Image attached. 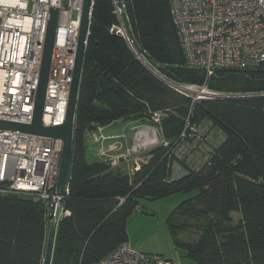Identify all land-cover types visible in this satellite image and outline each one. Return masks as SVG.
Wrapping results in <instances>:
<instances>
[{
  "label": "trees",
  "instance_id": "1",
  "mask_svg": "<svg viewBox=\"0 0 264 264\" xmlns=\"http://www.w3.org/2000/svg\"><path fill=\"white\" fill-rule=\"evenodd\" d=\"M124 4L127 34L143 59L169 80L202 84L203 70L183 65L167 1L124 0ZM118 25L112 0H94L74 119L68 191L62 198L69 214L57 222L51 264L99 259L127 241L126 220L140 199L180 192L190 195L166 221L177 248H183L197 264H264V95L260 94L264 93V60L255 67L217 68L207 78V88L244 97L203 98L191 104L190 97L144 66L124 36L111 31ZM156 110L166 111L161 128L168 140L179 135L191 110L194 123L206 121L219 128L224 141L207 164L173 181L166 180L163 146L151 149L134 179L102 159L88 160L86 129L118 118L147 117ZM46 214L41 200L23 194L0 195V264H42ZM184 232H193L197 238L183 241L180 234Z\"/></svg>",
  "mask_w": 264,
  "mask_h": 264
},
{
  "label": "built area",
  "instance_id": "2",
  "mask_svg": "<svg viewBox=\"0 0 264 264\" xmlns=\"http://www.w3.org/2000/svg\"><path fill=\"white\" fill-rule=\"evenodd\" d=\"M114 12L122 13L123 0H112ZM186 68H199L205 73L200 85L187 82L176 84L174 89L198 101L200 95L214 98L216 93L207 88V78L216 68L255 67L264 60V0H166ZM83 0H0V121L29 124L34 109V93L38 84L39 67L44 46L48 15L51 8L58 9L54 44L46 85L42 125L54 126L64 121L69 85L79 35ZM121 31L120 28L116 30ZM122 33V32H121ZM131 42V41H129ZM204 91L199 95L191 92ZM217 98V97H216ZM162 112H151L148 125H137L136 144L152 148L161 143L169 160L167 181L178 179L199 170L209 162L216 146L224 141L222 131L206 121L195 123V137L215 134V142L200 151L183 148L185 133L173 143L157 133ZM186 127L190 124L189 117ZM120 120H113L112 124ZM118 122V123H119ZM199 127V130L196 128ZM201 127V129H200ZM101 127L91 133L92 140L104 152L118 136H104ZM194 137V139H195ZM142 138L146 142H140ZM193 139V141H194ZM104 142L106 148L104 149ZM198 143V142H197ZM168 146V147H167ZM62 141L49 136L23 133L0 128V195L23 194L41 200L48 209L56 203V221L66 213L62 207L63 193L55 191ZM132 150L134 148H131ZM131 149L114 158L127 157ZM139 167V166H138ZM135 173L129 175L133 177ZM133 179V178H131ZM68 188H65V193ZM79 264H171L160 254L138 251L123 241L101 258Z\"/></svg>",
  "mask_w": 264,
  "mask_h": 264
},
{
  "label": "rangeland",
  "instance_id": "3",
  "mask_svg": "<svg viewBox=\"0 0 264 264\" xmlns=\"http://www.w3.org/2000/svg\"><path fill=\"white\" fill-rule=\"evenodd\" d=\"M112 3H113V1H112ZM123 3H124V0H123ZM91 5H92V9H93L94 0H91ZM124 7H125V4H124ZM82 8H83V4H82ZM117 17L119 20V25L114 27V28H111V31H115V33L124 36L126 38V40L128 41L129 45L132 47V50L134 51V53L136 54L138 59L139 58L143 59V57L134 48L132 43L129 42L131 40L127 34V31H126V28H125V25L123 22V18H122V13L120 15H117ZM90 22H91V20H90ZM79 28H80V26H79ZM118 28H120L121 31L117 32L116 30ZM177 42H178V40H177ZM183 61H184V58H183ZM174 66L176 68L178 67L177 64H175ZM220 68H225V67H220ZM227 68H229V67H227ZM192 69H199V68H192ZM176 76H177V73H176ZM71 79H72V75H71ZM165 83H167L171 88L174 89V87H176V84L184 83V82H175V81L169 80L168 82H165ZM187 83L192 84L190 82H187ZM193 84H195V83H193ZM198 85H200V84H198ZM208 90L213 91L209 88H208ZM197 91H198V89H197ZM214 92L216 93V96L214 98H216V97L222 98L223 95H225V96L227 95V96L234 97V98L235 97L241 98V97L245 96L244 94H240V93H222V92H217V91H214ZM191 93L194 96L200 94L197 92H191ZM260 94H262V93H260ZM185 96H187V95H185ZM200 96L202 99L206 98V97H203V96H205L203 94ZM247 96H250V95H247ZM187 97H189V96H187ZM223 98H226V97H223ZM190 99H191V104H194L196 102V101L193 102L191 97H190ZM209 99H211V98H209ZM156 111L162 112V117H161L160 124H159V131L157 133L158 140L161 141L162 138H164L165 140L169 141V143H173L182 133H185V136L183 139H184V142H186V143L183 144V148L192 147V145H194V149L197 151H200V149L202 147L205 148L208 143L215 142L216 138H215L214 133H209L208 135L204 136V133L200 132L195 137L196 134H194V132H192L194 130V127L190 128V126L195 124L191 119V116H192L191 110L184 117V119L189 117L190 124L186 127L185 120H184L182 129H181L179 135L173 141L166 139L162 134V128H161V122H162V119L166 116V111H162V110H156ZM153 112H155V111H153ZM150 113L148 114L147 117H140L138 119H123V121H121V122L117 121V123H114V124H112V122H110L109 124L107 123L104 126L95 123L94 124L95 128L88 129L89 131H93V130L96 131L97 127H101V129H102L101 134L102 135H104V136H118V137L116 138L115 142L113 144H111V146H109L105 151H103L105 153L104 154L105 156H102L101 155L102 153L100 152L101 145L92 140L91 133L86 135V131H85V139H86L87 143L94 145L96 148L95 149L96 152H95L94 157L96 159H102V160L108 162L112 168H118L119 170L124 171L126 173V175H128V176L135 173L133 175V177L129 176L130 179L131 178L134 179L137 171H139L140 168L142 167V165L145 164L149 160V158H150L149 152L151 151V149L158 147V146H163L161 143H157L152 148H140L139 149V147L136 144L135 132H134V130H132V128H134V129L137 128L138 127L137 125H148L149 121L147 119H148ZM115 120H117V119H115ZM118 120H120V118H118ZM196 128L199 130V127H196ZM200 129H201V127H200ZM194 137H195V139H194ZM193 139H194V141H193ZM140 142H146V139L142 138ZM187 143H192V145L187 144ZM105 148H106V144L104 142V149ZM131 148H134V149L132 150ZM126 149H131V151H133V152H131L127 157H125V156L118 157V162L115 164V166H112L110 163H112V160L114 158L109 157V155H113V156L120 155L123 152H125ZM164 152H166L165 148H164ZM163 157L166 160L165 163L167 166L170 161L167 160V156L164 155V153H163ZM87 158L89 161L95 159L92 156H90L89 153L87 155ZM167 172H168V167H167ZM166 177H167V175H166ZM180 178H182V177H180ZM180 178H178V179H180ZM138 183H140V182H138ZM65 188H68V185L64 187L63 194L65 193ZM55 191H56V186H55ZM189 195H190V193H181L180 192V193H174L172 195L165 196V197L163 196L161 198H156V199H150V198L140 199L138 202V206H136L135 210L132 212L131 216L126 221L127 222L126 223L127 237H128L127 240L129 242V244L134 249L141 251V252L160 254L163 257H165L167 260H169L172 264H197V262L195 260H193L191 257L186 255V252L183 248H177L174 245V243H173V241L169 235V232L167 229V222H166L167 217L170 214V212L183 199L189 197ZM61 204H62V202H61ZM64 211H66V210H64ZM66 212H68V211H66ZM64 215H66V214H64ZM232 215H233L234 220L236 221L238 214L236 212H234V213H232ZM61 217H59V219ZM55 220H56V216H55ZM58 220L56 221V226H57ZM49 222H50V219L48 218V221H47L48 225H49ZM180 236H181V239L183 241L194 240L197 238V235L193 232H184V233H181Z\"/></svg>",
  "mask_w": 264,
  "mask_h": 264
},
{
  "label": "water",
  "instance_id": "4",
  "mask_svg": "<svg viewBox=\"0 0 264 264\" xmlns=\"http://www.w3.org/2000/svg\"><path fill=\"white\" fill-rule=\"evenodd\" d=\"M92 15L91 0H83V8L80 19L79 35L77 39V46L75 52L74 68L72 72V79L69 85L68 102L64 121L61 124L54 126L42 125L41 119L43 115L44 98L46 85L49 75L50 59L54 44L55 30L58 19V9L51 8L48 15L46 33L44 38V46L42 52V58L39 68L38 84L34 93V109L32 121L29 124L2 120L0 121L1 129L15 130L23 133H30L35 135L49 136L52 138L60 139L62 141V149L60 154L59 169L56 181V193L61 194L64 191V187L68 185L70 176L72 151H73V131H74V119L76 113V105L78 100L79 83L82 73L84 54L87 45L89 26ZM147 69H149L154 75L159 77L164 82L169 80L160 75L155 69L150 67L143 59L139 58ZM264 95V93H262ZM226 98H234L225 96ZM237 98V97H235ZM55 208L56 203L51 202L47 209V218L50 219L46 240L44 245V253L42 258V264H51L54 243L56 238V220H55Z\"/></svg>",
  "mask_w": 264,
  "mask_h": 264
},
{
  "label": "crops",
  "instance_id": "5",
  "mask_svg": "<svg viewBox=\"0 0 264 264\" xmlns=\"http://www.w3.org/2000/svg\"><path fill=\"white\" fill-rule=\"evenodd\" d=\"M105 130V129H104ZM95 146L94 145H92V144H90V143H88V153H89V155L90 156H92L93 158H95L94 156H95ZM69 212H66L65 214H68ZM131 216V215H130ZM130 216H128V218L130 217ZM128 218H127V220H128ZM126 220V221H127ZM127 223V222H126ZM126 232H127V228H126ZM128 238V237H127ZM128 241V240H127ZM129 243V242H128ZM131 246V245H130ZM132 247V246H131ZM133 248V247H132Z\"/></svg>",
  "mask_w": 264,
  "mask_h": 264
},
{
  "label": "bare ground",
  "instance_id": "6",
  "mask_svg": "<svg viewBox=\"0 0 264 264\" xmlns=\"http://www.w3.org/2000/svg\"><path fill=\"white\" fill-rule=\"evenodd\" d=\"M196 92L200 93V94L204 93V91H200V90H198V91L196 90Z\"/></svg>",
  "mask_w": 264,
  "mask_h": 264
}]
</instances>
